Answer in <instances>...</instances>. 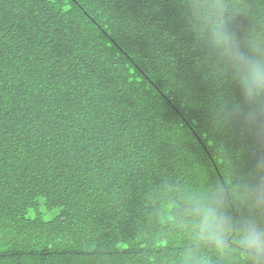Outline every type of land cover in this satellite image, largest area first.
<instances>
[{
  "label": "trees",
  "instance_id": "16d2710c",
  "mask_svg": "<svg viewBox=\"0 0 264 264\" xmlns=\"http://www.w3.org/2000/svg\"><path fill=\"white\" fill-rule=\"evenodd\" d=\"M264 43V0H0V264H176L182 191L264 159L199 29Z\"/></svg>",
  "mask_w": 264,
  "mask_h": 264
},
{
  "label": "clouds",
  "instance_id": "9594fccd",
  "mask_svg": "<svg viewBox=\"0 0 264 264\" xmlns=\"http://www.w3.org/2000/svg\"><path fill=\"white\" fill-rule=\"evenodd\" d=\"M211 7L199 31L237 93L224 119L264 135V43L230 32L223 4ZM179 209L173 224L186 243L176 264H264V159L247 176L185 188Z\"/></svg>",
  "mask_w": 264,
  "mask_h": 264
}]
</instances>
